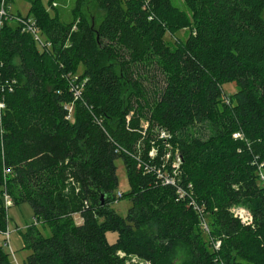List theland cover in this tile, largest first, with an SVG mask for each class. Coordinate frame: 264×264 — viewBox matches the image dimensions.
I'll use <instances>...</instances> for the list:
<instances>
[{
    "label": "trees",
    "instance_id": "16d2710c",
    "mask_svg": "<svg viewBox=\"0 0 264 264\" xmlns=\"http://www.w3.org/2000/svg\"><path fill=\"white\" fill-rule=\"evenodd\" d=\"M13 1L0 4L9 12ZM24 1L44 48L12 19L20 14L0 30V233L5 197L28 203L24 264H264V0H183L190 27L170 0H94L97 27L79 2L64 22ZM185 28L171 49L165 37ZM168 148L180 156L176 174ZM117 160L130 187L125 217L111 208ZM178 245L188 258L175 263ZM0 264H10L2 247Z\"/></svg>",
    "mask_w": 264,
    "mask_h": 264
},
{
    "label": "rangeland",
    "instance_id": "374dc122",
    "mask_svg": "<svg viewBox=\"0 0 264 264\" xmlns=\"http://www.w3.org/2000/svg\"><path fill=\"white\" fill-rule=\"evenodd\" d=\"M3 1V0H2ZM43 9L50 15L53 16L55 13L59 15L62 21L69 22L72 20L73 11L77 7V2H79V14L83 16L89 24H91L94 27H97L99 22L101 21L103 17V12L98 8L97 4L94 0H54V3L56 4L55 7H52V5L49 4V0H39ZM171 4L177 8L178 10L182 11L188 21V24L190 27L193 24V18L191 12L186 8L185 3L183 0H170ZM29 12V4L27 1L24 0H14L9 8V12L11 15L20 14L22 16H26ZM190 28H185L183 30H178L176 32V35H167L165 37V40L168 42L171 49H174L176 46L175 41L180 40L184 41L188 35H189ZM14 62H17V59L13 60ZM116 70L120 73L121 67L119 65L116 66ZM82 67L78 66L76 75L81 74ZM72 77V75H69ZM74 76V75H73ZM152 82L151 79L148 80V88H152L151 86ZM222 90L227 95L232 94L236 91V87L234 84L228 83L224 84L222 86ZM131 90L129 88H126L123 94V98L127 101L128 96H130ZM147 125H144V128H146ZM157 139V136L153 137V141ZM154 144V147L156 149L155 142H152ZM142 149V144L140 146V151ZM167 151L171 154V156L175 157L177 155L176 150H171V148H168ZM115 166L117 168L116 175L118 179V185L114 190V194L121 193L125 196L128 195L130 191V187L127 182L126 172L123 166V163L121 160H117L115 162ZM264 175V171L262 172ZM9 201L11 202L10 197L8 196ZM130 207V201L127 198L123 199H116L111 204V208L121 217H125L128 208ZM243 211L246 213V215H249L250 212L247 208L241 206V205H235L230 208L231 211ZM233 215V212H231ZM7 218H8V225L7 230L5 233H9V238L7 239V235L5 233H0V247L4 249V251L9 255V262L10 264H24L25 258L29 255L30 251L23 249V243L21 234L25 231V229L31 225H33V214L32 209L28 203H21L19 205H12L7 208ZM74 222L76 224L81 223V218L78 215L74 216ZM38 229L41 231L43 236H49V229L47 227L38 226ZM117 235L115 233H108L107 239L109 243H113L116 239ZM9 243L10 249L13 251L12 255L9 252ZM7 247H6V246ZM172 260L175 263H180L185 261L188 258V253L185 247L182 245H178L174 249V253L172 254Z\"/></svg>",
    "mask_w": 264,
    "mask_h": 264
},
{
    "label": "built area",
    "instance_id": "2783aa9c",
    "mask_svg": "<svg viewBox=\"0 0 264 264\" xmlns=\"http://www.w3.org/2000/svg\"><path fill=\"white\" fill-rule=\"evenodd\" d=\"M56 6V4L55 3H53L52 4V7H55ZM12 17L9 15V13L6 11V8H5V5H4V2H2L1 4H0V30H1V28H2V26H3V24H4V21L5 20H7V19H11ZM13 20L15 19V21L21 26V31L22 32H24V33H28V34H30L32 37H33V40H34V42H35V44L37 45V47L39 48V49H42V48H44V45H45V43H46V41L44 40V38L41 36V34H40V31L38 30V28H37V26H36V23H35V21H34V19L33 18H31V17H26V16H21V17H18V16H14V18H12ZM75 29V26L72 28V30H74ZM73 77H75V78H70V83H71V86L73 87V90H74V92H73V94H74V100H78L79 99V97H80V94H81V90L80 89H78V87H77V85L75 84V79L77 78L76 76H73ZM2 107V105L0 104V108ZM72 111V105H69L68 106V112L70 113ZM95 122L97 123V124H100L99 123V120H95ZM159 136H160V138L161 139H163V140H166L167 138H168V135L166 134V132H164V131H160L159 132ZM233 139L234 140H242L243 139V136H242V134L240 133V132H237V133H235L233 136ZM156 151H155V149L154 148H152L151 150H150V152H149V155L152 157V158H154L155 156H156V153H155ZM170 157V153H167L166 154V156H165V158L166 159H168ZM179 164H180V156H179V154L177 153V155L174 157V160H173V162H172V168L174 169V171H173V174H176V170L178 169V167H179ZM263 165L264 164H260L259 166H258V170H259V179H260V183H261V185L264 187V175H263V173H262V168H263ZM158 177L159 178H163L164 179V182L166 183V184H174L173 182V177H171V178H168V177H166V176H163L162 175V173H161V171L160 172H158ZM180 191V190H179ZM121 196H122V194L121 193H116V198H121ZM10 204H11V202L9 201V198L8 197H5V206H6V208H8L9 206H10ZM231 212H233V216L235 217V218H237V219H239L240 220V222L242 223V224H244V225H251L252 224V222H253V219H252V217H251V215L249 214V215H246V213L245 212H243V211H231ZM203 225H204V227H206V225L204 224V223H202ZM5 235H7L8 237H7V239L9 238V233H8V231H7V233H5ZM8 245H9V243H7ZM6 246V245H5ZM219 246H220V243L219 242H216L215 243V248L216 249H218L219 248ZM7 247V246H6ZM8 249H9V252H10V254L12 255V250L10 249V245H9V247H7Z\"/></svg>",
    "mask_w": 264,
    "mask_h": 264
}]
</instances>
